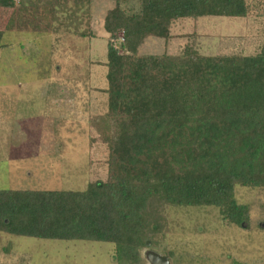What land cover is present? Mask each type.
Here are the masks:
<instances>
[{
  "label": "trees",
  "instance_id": "trees-1",
  "mask_svg": "<svg viewBox=\"0 0 264 264\" xmlns=\"http://www.w3.org/2000/svg\"><path fill=\"white\" fill-rule=\"evenodd\" d=\"M115 1L104 20L107 111L95 120L108 177L85 190L0 188V231L108 242L139 258L157 228L154 200L216 206L229 224L249 220L236 186L264 187V41L252 55L139 54V47L148 37L169 39L179 18L264 17V0ZM129 1L139 9L126 10Z\"/></svg>",
  "mask_w": 264,
  "mask_h": 264
},
{
  "label": "rangeland",
  "instance_id": "rangeland-1",
  "mask_svg": "<svg viewBox=\"0 0 264 264\" xmlns=\"http://www.w3.org/2000/svg\"><path fill=\"white\" fill-rule=\"evenodd\" d=\"M115 5L8 0L0 6V188L85 190L107 179L108 151L95 120L107 111L104 20ZM139 6L124 4L129 12ZM170 29L169 39L146 38L139 54L252 55L264 41V17L256 11L179 18ZM236 196L249 206L242 225L227 223L216 206L154 200L157 228L148 231L139 258L108 242L0 231V264H152L149 251L170 264H264V187L237 184Z\"/></svg>",
  "mask_w": 264,
  "mask_h": 264
},
{
  "label": "water",
  "instance_id": "water-1",
  "mask_svg": "<svg viewBox=\"0 0 264 264\" xmlns=\"http://www.w3.org/2000/svg\"><path fill=\"white\" fill-rule=\"evenodd\" d=\"M147 244L149 245V242ZM147 256L152 264H170V260L167 256L160 255L155 251H149Z\"/></svg>",
  "mask_w": 264,
  "mask_h": 264
}]
</instances>
